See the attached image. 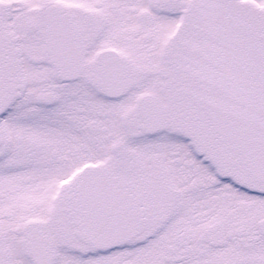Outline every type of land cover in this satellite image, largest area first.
I'll return each mask as SVG.
<instances>
[{"label": "snow or ice", "instance_id": "obj_1", "mask_svg": "<svg viewBox=\"0 0 264 264\" xmlns=\"http://www.w3.org/2000/svg\"><path fill=\"white\" fill-rule=\"evenodd\" d=\"M0 264H264V0H0Z\"/></svg>", "mask_w": 264, "mask_h": 264}]
</instances>
